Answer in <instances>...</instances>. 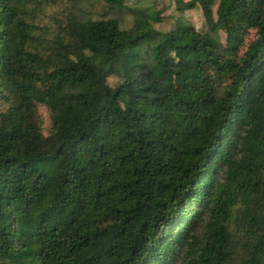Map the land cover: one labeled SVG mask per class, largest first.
<instances>
[{
  "label": "trees",
  "instance_id": "trees-1",
  "mask_svg": "<svg viewBox=\"0 0 264 264\" xmlns=\"http://www.w3.org/2000/svg\"><path fill=\"white\" fill-rule=\"evenodd\" d=\"M142 1L0 0V264H264V0Z\"/></svg>",
  "mask_w": 264,
  "mask_h": 264
},
{
  "label": "rangeland",
  "instance_id": "rangeland-1",
  "mask_svg": "<svg viewBox=\"0 0 264 264\" xmlns=\"http://www.w3.org/2000/svg\"><path fill=\"white\" fill-rule=\"evenodd\" d=\"M129 2H131V0H129ZM142 2H143L142 4L153 3V5L156 9L162 11L161 21L155 24V28L157 30L166 31L169 28H171V26L174 23L173 22L174 17L179 15L175 10L174 3L172 0H143ZM107 8L108 7L106 6V4L101 5L100 6V12H105ZM183 17L187 22L191 23L195 28H197L199 30H204V28H205L204 20L202 17V12H201L199 7H196V8L191 9V10H187L186 12H184ZM48 20L51 21L50 18L49 19L46 18V19L38 20V22L40 24H45L44 21H48ZM125 20L127 22L130 21L129 17H127ZM84 55L86 56V58L90 62H93V63L96 62L95 56L93 54L88 53V52H84ZM70 56L72 58H75L76 53H70ZM109 81L113 84L116 81V78L111 77V78H109ZM39 111L41 112V114L45 120V124H47L48 123V114H47L45 108L39 107Z\"/></svg>",
  "mask_w": 264,
  "mask_h": 264
}]
</instances>
